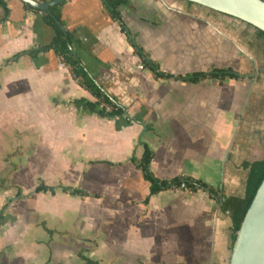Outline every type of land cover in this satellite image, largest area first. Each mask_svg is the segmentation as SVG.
<instances>
[{"label":"crops","instance_id":"0c3cea01","mask_svg":"<svg viewBox=\"0 0 264 264\" xmlns=\"http://www.w3.org/2000/svg\"><path fill=\"white\" fill-rule=\"evenodd\" d=\"M6 1L10 15L0 22V51H5L0 56V94L12 87L34 99L27 110L35 115L26 116L25 126L38 122L39 179L90 193L82 197L60 189L34 191L39 195L38 221L32 222L37 232L44 230L37 242L28 241L26 246L35 251L46 246L49 255L44 259L28 252V261L56 264L66 253L72 260L81 255V264L85 258L99 264L100 258L103 264H227L232 220L218 199L204 189L170 188L145 203L150 183L131 158L141 157L146 143L154 151L151 170L157 177L189 176L220 195L243 196L249 175L243 163L264 159V37L245 21L187 0H130L131 6L119 7L123 19L159 64L147 43L160 33H167L166 40L179 34L184 41L203 42L207 37L221 42L224 35L241 56L231 66L240 78H206L196 83L155 78L150 70L138 67L140 57L104 0H67L62 5L63 19L81 42L74 48L88 69L110 93L139 97L133 109L119 100L127 114L102 118L72 102L96 98L53 50L5 65L15 53L53 38L41 12L26 9L21 0ZM185 14L203 21L210 14L220 22L183 23ZM3 16L0 5V19ZM228 25L235 34L227 30ZM238 31L249 35L240 36ZM161 69L174 74L210 70ZM170 83L182 88L172 103L148 100L155 86ZM49 160L54 164L51 169ZM2 232L0 226V264H21L23 256L13 251L12 243L2 241ZM78 239L91 247L79 250L72 243Z\"/></svg>","mask_w":264,"mask_h":264},{"label":"rangeland","instance_id":"374dc122","mask_svg":"<svg viewBox=\"0 0 264 264\" xmlns=\"http://www.w3.org/2000/svg\"><path fill=\"white\" fill-rule=\"evenodd\" d=\"M198 17L200 16L185 14L182 16L181 21L183 23L199 22V20L201 22H206V20L207 22H220L219 18L212 17L210 14L204 17L205 21ZM201 18L203 17L201 16ZM223 23L225 24V22ZM228 26L227 30L235 34L234 29L230 25ZM237 34L244 36L249 35V32L238 31ZM166 35L167 33H160L159 38H152V41L149 39L147 43L150 45L151 53L159 60L161 67L166 70L184 72L194 68L210 69L213 66H232L237 65L241 59V56L236 53L235 48L231 46L230 41L224 35L225 40L221 42L211 41L210 37H207L205 42L193 39L184 41L181 37H177L179 34H176L173 40H166ZM4 53V50L0 51V56L3 57ZM140 64L138 65L139 68ZM167 89H169V92ZM181 90V84L170 83L168 85L155 86L153 91H151L153 94L150 93L148 100L153 104L164 105L168 102L172 103V99L181 96ZM35 96L38 97L39 95ZM117 97L122 103L128 104V107L132 109L139 99L138 96L129 94L126 96L117 95ZM39 102L38 100L37 103ZM29 103L33 104L34 99H27L26 96L14 91L12 87L0 94V211L2 207L15 197L17 192L16 188L6 189L7 185H20L25 193V197L13 200L5 209L4 219L1 223L4 232L1 233V236L3 242L12 243L14 246L13 251L18 250L19 254L23 256L21 264H32V261H28V252L37 254L38 257L40 255L44 259L49 255V250L46 246H42L36 251L26 246L28 241L30 243L32 241L37 242L39 235L42 233L40 231L44 230L40 228L37 232L38 226L32 222L36 223L38 221L39 195L35 194L34 189L39 182L41 172L38 153V122L37 120L34 121V126L31 127L25 126L26 116L35 115L33 111L27 110ZM25 109L26 111H24ZM52 165L54 166V164H51V160L47 161L49 169H51ZM3 179H5V182H3ZM29 218L31 219L26 224V220ZM6 230L8 231L6 232ZM86 235L81 234V236ZM72 243L74 246H78L79 250L83 247H88V245L91 247L88 241H83L82 239ZM232 248L230 247L229 255L232 253ZM63 254L55 262L73 263L72 261H74L75 264L83 262L80 258L82 257L81 255H75L72 260V257L66 253ZM100 261L103 264L101 258ZM226 262L229 264V258ZM33 264H35V261H33Z\"/></svg>","mask_w":264,"mask_h":264},{"label":"trees","instance_id":"16d2710c","mask_svg":"<svg viewBox=\"0 0 264 264\" xmlns=\"http://www.w3.org/2000/svg\"><path fill=\"white\" fill-rule=\"evenodd\" d=\"M48 1V0H46ZM23 2V1H22ZM106 8L109 10L112 18L118 22L121 30L126 34L129 42L134 47L136 54L140 57L141 64L143 68L150 70L155 78H171L179 81L185 82H199L206 78H215L219 80H224L228 78H240L241 73L231 66L226 67H213L210 70L192 71L185 74H174L172 72L165 71L161 69L160 64L154 60L150 53H148L144 47L137 41L136 34H134L127 24L125 23L122 13L119 9L120 6H131L130 0H104ZM26 9L34 10L42 13L43 22L49 26L53 31V38L51 42L44 45H37L35 47L19 51L8 58L5 65H8L14 61H17L22 56L37 57L42 52H48L53 50L55 55L61 59V61L67 65L74 79L78 80L81 86L89 90L92 95L96 98L95 100H90L86 97H80L74 99L72 102L77 108L90 113H94L102 118H115L120 115L127 114V107L120 103L117 96L109 91H105V86L97 80V74H94L88 69L86 64L83 62L80 55L77 53L76 49L73 53L70 49V44L81 42L76 38L75 31L70 30L66 27L65 21L63 19L62 5L56 4L50 7V11H41L34 8L28 3L23 2ZM0 5L4 9V16L0 19L3 22L8 19L10 15V8L6 0H0ZM65 27V29H63ZM256 33L264 37V31L256 28ZM151 125H147L149 128ZM144 144V152L141 157L132 156L131 160L136 165V167L141 171L143 178L150 183L149 193L146 195L144 202L148 203L151 196L157 194L163 190L170 188L181 187L184 183V189H190L192 191H197L198 189L207 190L212 196L218 199L220 203V208L227 212L232 220V247L236 240L237 231L240 229L244 217L248 211V208L264 179V159L257 160L252 163L244 162L243 166L249 169V175L247 178L246 190L243 196L235 195H224L218 194V190L214 189L206 182L194 179L189 176H176L170 179H162L157 177L151 170V162L154 157V151L147 145ZM5 182V179H3ZM15 187L17 192L15 197H13L0 211V226L4 219V211L7 206L15 199H20L25 197L23 193V188L20 185H10ZM7 186V187H10ZM58 189L70 193L72 195H79L82 197L90 196V193L79 187H73L71 185L63 184H48L43 179H39L37 186L35 187V192L40 191H50L55 193ZM64 264V263H56ZM84 264H99L98 260L91 258H85Z\"/></svg>","mask_w":264,"mask_h":264},{"label":"water","instance_id":"95a60500","mask_svg":"<svg viewBox=\"0 0 264 264\" xmlns=\"http://www.w3.org/2000/svg\"><path fill=\"white\" fill-rule=\"evenodd\" d=\"M41 11L67 0H21ZM227 14L264 31V0H187ZM65 29V27H63ZM73 53L75 49L70 44ZM108 92L107 90H105ZM229 264H264V179L244 217Z\"/></svg>","mask_w":264,"mask_h":264},{"label":"built area","instance_id":"2783aa9c","mask_svg":"<svg viewBox=\"0 0 264 264\" xmlns=\"http://www.w3.org/2000/svg\"><path fill=\"white\" fill-rule=\"evenodd\" d=\"M140 68H143V65H142V64H140ZM177 188H185V184L183 183V184L181 185V187H177Z\"/></svg>","mask_w":264,"mask_h":264}]
</instances>
